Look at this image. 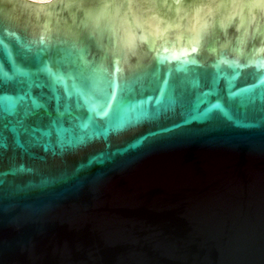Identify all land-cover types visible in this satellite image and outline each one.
Wrapping results in <instances>:
<instances>
[{
	"label": "water",
	"instance_id": "obj_1",
	"mask_svg": "<svg viewBox=\"0 0 264 264\" xmlns=\"http://www.w3.org/2000/svg\"><path fill=\"white\" fill-rule=\"evenodd\" d=\"M46 2L0 0V264H264V0Z\"/></svg>",
	"mask_w": 264,
	"mask_h": 264
},
{
	"label": "clouds",
	"instance_id": "obj_2",
	"mask_svg": "<svg viewBox=\"0 0 264 264\" xmlns=\"http://www.w3.org/2000/svg\"><path fill=\"white\" fill-rule=\"evenodd\" d=\"M51 2H53V0H47L46 3H51ZM85 14L89 17L90 22L95 26H99L101 24V22L103 21V19L105 18V13H104L103 9L98 10V11H94V10L89 9L86 11ZM116 39L121 44L126 45V43H127L126 37L118 36V37H116ZM193 51H197V49L195 47H193Z\"/></svg>",
	"mask_w": 264,
	"mask_h": 264
},
{
	"label": "bare ground",
	"instance_id": "obj_3",
	"mask_svg": "<svg viewBox=\"0 0 264 264\" xmlns=\"http://www.w3.org/2000/svg\"><path fill=\"white\" fill-rule=\"evenodd\" d=\"M32 1H35V2H46L47 0H32Z\"/></svg>",
	"mask_w": 264,
	"mask_h": 264
}]
</instances>
